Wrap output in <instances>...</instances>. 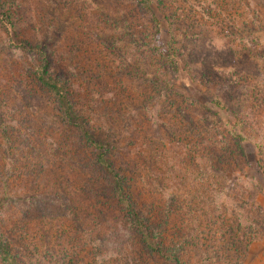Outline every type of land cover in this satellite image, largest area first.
<instances>
[{
	"label": "rangeland",
	"instance_id": "374dc122",
	"mask_svg": "<svg viewBox=\"0 0 264 264\" xmlns=\"http://www.w3.org/2000/svg\"><path fill=\"white\" fill-rule=\"evenodd\" d=\"M138 1L118 0L109 4L108 18L115 20L95 24L93 15H100L92 12L89 0H18V36L44 46L50 56L52 73L68 78L76 99L77 95L82 98L77 100L82 114L93 127H103L111 142L118 139L119 147L123 148L121 153L138 160L141 208L152 218L158 217L160 221L163 214L168 220L164 236L169 248L179 254L181 264H264V0H164L171 15L169 20L178 28L179 39L182 41L183 32L199 35L192 45H198L204 52L210 51L214 59L211 65L238 85L233 93L235 101L226 102L235 104L232 105L234 110H239L240 101L251 100V110L246 111L247 115L235 129L227 126L225 120L230 121L229 117L213 115H221V110L212 105H207L212 114L198 104L188 106L189 112L207 117L203 119L210 124L200 122L199 126L208 142H217L208 145L205 142L200 148L197 146L199 140L194 139L191 154H188V146L182 148L185 143H173V137L167 135V131L158 132L160 124L174 127L177 119L173 117L170 102L175 99H160L163 89L138 71L142 68L143 58L158 64L154 56L143 52L144 47L133 43L134 39L140 42V38L149 42L146 39L150 32L149 19L137 6ZM157 2L155 0V6ZM207 9L209 13H205ZM55 10L60 20L53 16ZM125 19L131 23L135 38L123 35L125 31L117 25ZM55 22L61 30L60 35L49 39L54 37L49 25ZM96 31L102 35L105 32L116 42L120 52L115 53L110 46H105L99 40L102 35L98 36ZM8 38L10 36L0 28V95L10 97L3 113L8 112V125L16 127L26 117L20 115L17 86L21 84L23 89L32 83L29 70L40 61L8 46ZM225 50L228 53L226 60L230 63L227 67L222 57ZM202 75L203 72H197L195 81L181 75L175 79L170 76L169 80L179 94H183V87L202 84L208 88L206 94L213 93L209 99L217 94L223 96L219 89L229 83L224 81L223 85L212 78L216 85H209L202 80ZM166 77L162 73L161 78ZM251 96L263 99L253 102ZM46 97L43 106L27 114L28 119L37 122L32 144L27 147L20 141L12 154L16 164L13 168L17 171L28 169L31 175L10 179L11 188L16 197L25 192L34 196V192L40 190L55 199V196H63L70 205L62 213H53L49 209L41 219H37L33 209L28 212L26 238L29 245H35L38 250L31 246L26 254L32 259L39 253L40 260L44 258L42 264H57L48 250L56 253L65 248L71 252L65 259L68 264H99L103 259L102 264H163L155 258L151 261L148 254L136 260L131 257L139 247L138 242L131 240V244H127L129 231L125 224L114 225V230L109 231L106 223H99L98 216L90 209L93 199L88 196L89 190H79L80 170L71 165L76 157L72 158L67 149L59 148L66 140L64 132L67 137L74 138V142L75 134L66 132L58 121V113L54 112V98ZM50 99L52 101L48 102ZM177 101L182 102L181 98ZM26 126L27 123H23L17 133L21 138L26 137ZM36 135L40 136L38 144L34 141ZM7 140V135L0 130L2 154ZM34 144L37 148L43 147V156L31 151ZM3 156L0 170L7 174L11 168L4 165L7 161L5 154ZM61 165L65 169L61 170ZM42 168L47 171V176L49 171L53 172L46 187L42 177L35 179ZM61 172H67L66 176L70 174L68 184L60 176ZM35 181L39 182L36 189L33 188ZM54 187L69 190V195L65 196L62 189L54 191ZM20 210L14 205L8 206L0 213V219L11 226L12 221L20 219ZM79 218L84 225L82 229L77 227ZM115 229L118 233L113 236ZM44 232L50 234L49 240L43 238ZM59 232L61 238L55 239ZM121 242H125L124 245ZM73 253L76 254L74 261L71 260ZM36 260L37 257L32 259Z\"/></svg>",
	"mask_w": 264,
	"mask_h": 264
},
{
	"label": "trees",
	"instance_id": "16d2710c",
	"mask_svg": "<svg viewBox=\"0 0 264 264\" xmlns=\"http://www.w3.org/2000/svg\"><path fill=\"white\" fill-rule=\"evenodd\" d=\"M17 1L18 0H0V28L10 36V38H8V46L17 48L26 54H31L39 58L40 62L29 70L30 75L33 77L32 83L30 82V85L26 84L23 89L20 88L22 87L21 84H18L16 90V95L18 96L17 104H21L20 115H26L24 118L26 122L23 120V122L16 127L8 125L9 121L6 119L8 112L3 113V109L8 108L7 101L10 100V97L6 95V98H4V95H0V130L2 134L7 135L8 139L7 145L3 150V154H5L7 161L4 165L10 166L11 168V172H7V174H3V171L0 170V213H3L8 206L12 207L13 205L21 209L20 219L18 221H12L11 226H8L3 219H0V264H42L44 258L40 260L39 253L36 254V256H32V259L37 257L38 261H32L30 256L26 254L28 250H31V246H35L29 245V240L26 238L29 226L28 212L33 209V211H36L37 219H41L49 209L53 213H62L64 212V208L70 205L64 201L63 196H55V199L54 197H49L50 193L40 190L35 191L34 196L27 195L25 192L22 196L16 197L14 188L13 190L11 188L10 179L14 177L20 178V176L28 178L31 175V173H28V169L17 171L13 168L16 167V164L13 161L12 154L14 150L17 149L16 145H19L20 141L21 145L27 144V147L32 144L33 141L31 139L35 134L34 128L37 127V122L33 119H28L30 117L27 116V114L28 111H35L40 106H43L45 104L44 100L47 98L46 96L54 98V112L58 113V121L63 124L66 132L68 134H75L76 141L74 142L72 141L74 138L70 136L67 137V134L64 132L66 140L62 141L59 148H64L65 151L67 149L72 158L76 157L71 165L72 167L78 166L80 170L78 178L81 183V188L79 187V190H89L88 196L93 199L90 203V209L98 216L99 223H106L108 226L106 229L109 231L114 230V225L116 227L121 223L127 226V230L129 231L126 239L127 244H131L129 243L130 240L133 243L138 242L139 248L131 253V257L133 256L134 260L141 258L144 254H148L151 261L155 258L158 261L161 260L163 264H181L180 256H178L179 254L174 248H169L167 239L164 236L165 231H167L168 220L163 214L160 217V221L158 217L152 218L151 215L143 212L141 208L142 191L137 183L139 177L138 160L128 154L121 153L123 148L121 149L119 147V140L116 139L118 142L116 140H112L111 142L109 135H106V131L103 127H93L90 120L82 114L83 112L78 108L77 103V100H82V98L77 95L76 99L68 78H61L52 73L50 56L44 46L40 43H31L25 38H19L17 31L18 26L16 24L19 13L16 8ZM117 1L118 0H89L92 12L96 11L100 15V17L93 15L95 24H106V22L112 19L115 20V18H108V5L113 2L117 3ZM154 3L155 0H139L138 3L136 2L142 12L146 13L148 16L150 23L148 28L150 32H148L146 36L149 42L141 40L140 38V42L134 39L133 43L134 45L137 44L144 47L143 52L150 53L154 56L158 64H155L152 60L143 58L142 68L138 71L145 79L157 83L158 86L163 89L159 96L160 99L165 98L168 100L171 97L175 99L170 102V109H173L174 113L173 117L177 119V121L174 122V127L171 128L168 124H160L158 132L161 133L162 130L167 131V135L169 134L170 137H173V143H185L182 148L188 146V154H191L194 147V139L199 140L197 146L200 148L205 142H207V145L209 143L216 144L217 142H208L201 131V126H199V124L202 122L210 124L207 122V119H203L207 117L189 112L191 110H188V106L191 107V105L196 106V104H198L211 113L212 110L207 107V105H212L218 108V110H221V115L217 113L213 115L216 117H229L230 121L225 120V122L230 129H235L238 127L237 125L240 120L247 115L246 111L249 109L251 110V106L249 105L251 100L247 99L245 102L240 101V105L238 106L239 110H234V106L232 105L235 104L230 105L226 101L229 100V103L235 101L236 97L233 93L237 91L238 85H236L232 79L223 76L219 70H216V66L211 65L214 59L210 51L204 52L198 45H192L194 40L198 39L199 35L196 33L189 35L183 32L181 33V37L183 38L182 41L179 39L180 37L177 34L178 28L169 20L171 15L168 13L169 9L165 8L164 0H158L156 6ZM92 5H94V8ZM56 11L57 10L53 12V16L56 20H60V15L56 14ZM209 12V9L205 11V13ZM56 25V22L49 25V29L52 30L54 36L53 38L49 37V39H55L60 35L61 30H59ZM117 25L122 27L125 31L123 35L130 38L134 37L131 29L132 26L128 19L123 20L122 23H118ZM56 31H58V34H55ZM96 33L98 36L102 35V32L98 34L96 31ZM99 40L105 46H110L115 53L120 52V49L115 45L116 42L106 35L105 32L99 37ZM53 41L55 42V40ZM118 42L121 43L119 40ZM142 55H144V53H142ZM227 55L228 53H226L225 50V52L222 53V57L225 59L223 63L226 67L230 65L228 60H226ZM218 65L219 64H217V66ZM195 72H203L202 80L205 79L203 81L209 85H216V82H212V78L219 80L222 84L224 81H227L229 84H223L226 87L219 89L220 92L223 93V96L217 94L214 98L209 99L208 97L212 96L213 93L209 95L206 94L208 88L203 87L202 84L199 86L191 84L186 86L187 88L183 87V94L176 93L174 91L175 84L169 80V77L172 76L173 79H175L177 75H181L182 77L195 81ZM162 73H165L167 77L162 79ZM210 89L212 88H209V90ZM19 90H21V92ZM20 93L22 94L21 96L19 95ZM180 98L182 102L178 103L177 99ZM251 99L255 102L256 99L258 101L263 98H261V96L255 98L251 96ZM49 101L52 100L50 99L48 102ZM186 102L188 103L184 107ZM240 115H242V117ZM23 123H27L25 129L28 132H26L25 138H21L20 135H17L18 131L22 129ZM232 135H234V138H237V134H233L232 132ZM39 137V135H36L34 141ZM39 141H36L37 144ZM237 145L238 149L241 150V146H239L238 143ZM32 149L31 151L37 153L40 157L43 156V147L39 148L38 146L37 148V145L34 144L32 145ZM3 154L0 153V162L4 160ZM32 155L34 156L35 154ZM61 167V170H63V168L65 169L64 165H61ZM66 174L67 172H61L60 176L64 177L68 184L70 181L68 179L70 174H68V176H66ZM51 175H53L52 171H49V176H47V171L42 168L41 171L36 174L35 179L42 177L46 187L47 184L49 185ZM56 183L59 184V182ZM70 184L72 183L70 182ZM54 185L52 184V187ZM38 186L39 182L35 181L33 183V188L36 189ZM29 187L30 186H28V188ZM57 188L58 187H54V191H61L62 189L65 196L66 194L69 195V190L63 188L57 190ZM36 193H39L38 196ZM16 199L18 202H15ZM46 200H48V202L44 204ZM57 201L61 202L59 203ZM34 204H36L35 207L33 206ZM99 223L96 222L97 227H100ZM77 224H79V226H77L79 229L84 227L81 218L78 219ZM117 233L118 229H115L113 236L117 235ZM61 235L62 234L59 232L58 237H55V239H60ZM43 238L49 240L50 234L44 232ZM122 243L123 242H121V245ZM34 250H38L36 246ZM48 251L51 254L50 257L56 260L57 264H68L65 262L66 257L71 253L68 249L61 248V252L55 251L56 253H54V251ZM73 255L74 256L71 255V260L76 258V254L73 253ZM41 257H43V255ZM99 257V254L96 253V258ZM103 262H105V259L99 264Z\"/></svg>",
	"mask_w": 264,
	"mask_h": 264
}]
</instances>
